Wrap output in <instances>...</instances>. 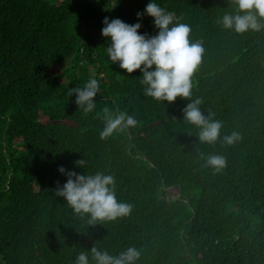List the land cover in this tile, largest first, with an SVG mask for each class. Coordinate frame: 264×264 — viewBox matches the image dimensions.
<instances>
[{"label":"trees","instance_id":"1","mask_svg":"<svg viewBox=\"0 0 264 264\" xmlns=\"http://www.w3.org/2000/svg\"><path fill=\"white\" fill-rule=\"evenodd\" d=\"M149 2L0 0V264H73L93 246L135 247L136 264H264V31L224 30L228 0H151L203 42L192 100L223 127L216 143H201L183 119L191 101L157 102L139 70L107 56L105 17L157 34L136 15ZM93 78L99 92L85 113L68 92ZM104 108L137 126L102 140ZM234 130L242 140L227 145ZM215 154L227 158L219 173L204 166ZM60 167L113 175L131 215L89 225L55 195L67 180Z\"/></svg>","mask_w":264,"mask_h":264},{"label":"clouds","instance_id":"2","mask_svg":"<svg viewBox=\"0 0 264 264\" xmlns=\"http://www.w3.org/2000/svg\"><path fill=\"white\" fill-rule=\"evenodd\" d=\"M233 8L225 13L217 23L224 30H232L237 34L249 31H264V0H228ZM137 18L147 15L153 19L157 34L149 36L140 34L141 23L128 24L119 18L109 20L105 17L101 35L110 39L106 47L109 60L119 65L127 74L139 70L144 85V94L154 98L157 102L174 103L182 98L188 101L183 108V119L199 129L198 138L201 143L214 144L220 137L223 122L213 119V114L205 115L200 105L202 100H192V77L201 65L205 53L203 42H190L191 26L178 22V18L171 11H166L156 3L146 5L143 13L137 12ZM99 92L96 79L88 80L83 87L69 89V96L75 94V103L85 113L95 107L94 97ZM104 127L100 138L107 139L117 132H126L137 126L138 121L125 112L112 113L108 108L103 109ZM242 136L237 131L225 135L223 141L227 145L241 141ZM203 158V157H202ZM76 166H83L86 162L80 159L74 162ZM205 167H210L219 173L227 166V158L223 155H209ZM67 180L55 189V195L62 197L73 213L84 218L88 217L89 225L98 224L97 221H114L131 215L133 205L119 202L115 195V178L101 172L85 175L74 171L58 168ZM136 264L141 251L135 247H128L118 255H111L107 251L93 246L90 251H80L73 264Z\"/></svg>","mask_w":264,"mask_h":264},{"label":"rangeland","instance_id":"3","mask_svg":"<svg viewBox=\"0 0 264 264\" xmlns=\"http://www.w3.org/2000/svg\"><path fill=\"white\" fill-rule=\"evenodd\" d=\"M61 69L60 68H54L52 71L55 72V73H58ZM167 198H171V194L170 195H166Z\"/></svg>","mask_w":264,"mask_h":264}]
</instances>
